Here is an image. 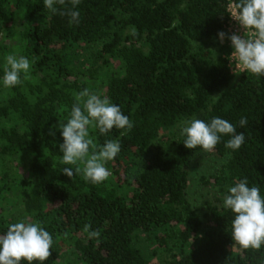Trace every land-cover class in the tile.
I'll return each mask as SVG.
<instances>
[{"label": "trees", "instance_id": "1", "mask_svg": "<svg viewBox=\"0 0 264 264\" xmlns=\"http://www.w3.org/2000/svg\"><path fill=\"white\" fill-rule=\"evenodd\" d=\"M227 3L81 0L76 24L43 0H0V235L9 224L39 222L53 238L42 264H264V245L245 250L232 241L235 214L223 207L244 178L264 198V77L229 73L231 47L218 37ZM2 34L11 41L5 53ZM11 53L28 58L30 72L6 88ZM98 80L133 127L100 134L89 126L94 143L121 145L109 178L94 184L82 171L62 172L76 166L60 162L56 126ZM212 117L243 132L244 144L229 149L225 135L211 152L186 148L183 121ZM212 153L221 163L201 177L213 194L200 213L188 197L189 170ZM85 225L99 237L89 238Z\"/></svg>", "mask_w": 264, "mask_h": 264}, {"label": "clouds", "instance_id": "2", "mask_svg": "<svg viewBox=\"0 0 264 264\" xmlns=\"http://www.w3.org/2000/svg\"><path fill=\"white\" fill-rule=\"evenodd\" d=\"M81 0H43L44 6L53 14L68 16L69 23H79V11L74 10ZM64 6L58 9L55 5ZM227 13L238 22L243 35L232 33L227 36L231 41L232 51L228 55L229 68L234 76L250 73L256 77H264V0H232ZM133 34L135 32L133 31ZM226 33L218 32L220 42ZM3 85L6 88L22 84L21 74L28 79L30 60L16 53L5 57ZM220 94L215 95L219 98ZM247 124V118L241 117L239 125ZM89 126L106 134L114 127L131 130L133 122L124 115L119 107L107 96H102L85 88L76 94L70 116L66 121H58L57 128L63 137L59 144L62 152L61 163L75 165V168L64 167L62 172L72 178L83 172V178L94 184L104 182L111 175L105 163L115 158L120 151L118 140H106L102 145L94 143L89 134ZM181 135L186 139L183 144L188 149L201 147L211 152L220 142L222 136H230L225 147L237 150L245 142L243 132L221 117H212L210 121L192 118L183 121ZM51 135H55L50 130ZM83 165L81 169L80 165ZM223 207L230 209L235 215L231 222V238L240 249L259 250L264 245V198L259 186H248L247 178L237 181L228 188L223 198ZM89 238H98L99 230H90L84 226ZM53 238L40 226L39 222L21 220L8 225L7 231L0 235V264H21L22 260L32 264L42 262L50 256Z\"/></svg>", "mask_w": 264, "mask_h": 264}, {"label": "rangeland", "instance_id": "3", "mask_svg": "<svg viewBox=\"0 0 264 264\" xmlns=\"http://www.w3.org/2000/svg\"><path fill=\"white\" fill-rule=\"evenodd\" d=\"M15 31L19 29V25L14 27ZM11 41L9 38H6L5 34L1 35V44L3 45L2 53L6 52V47L9 46ZM215 50V47L213 48ZM95 92L100 94L104 90V86L100 80L94 82ZM215 93L213 96L217 95ZM215 98V97H214ZM221 159L218 156H215L214 153L196 159L189 170V187H188V197L192 204L197 208L200 213L204 212V203L208 200L213 194V190L209 189L207 186H204L201 177H205L213 173L217 167L220 165ZM109 161L105 163V167L109 170Z\"/></svg>", "mask_w": 264, "mask_h": 264}, {"label": "built area", "instance_id": "4", "mask_svg": "<svg viewBox=\"0 0 264 264\" xmlns=\"http://www.w3.org/2000/svg\"><path fill=\"white\" fill-rule=\"evenodd\" d=\"M232 2V0H228V3H227V7H226V11H227V9H228V5L230 4ZM223 32H225L226 33V36L224 37V39H223V41L227 44V45H229L230 47H231V41L227 38V36L228 35H230V34H232V33H236V34H238V35H243V29L239 26V24H238V22H236L235 20H233L232 18H231V16L227 13V18H226V20H225V23H224V25H223V30H222ZM231 51H232V48H231ZM230 51V52H231ZM230 54V53H229ZM228 57V56H227ZM229 60L227 59V67H228V71H229V73L232 75V76H234L233 74H232V71H231V69L229 68ZM240 74H242V73H240ZM239 74V75H240ZM239 75H237V76H239ZM237 76H234V77H237Z\"/></svg>", "mask_w": 264, "mask_h": 264}]
</instances>
